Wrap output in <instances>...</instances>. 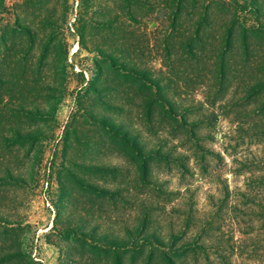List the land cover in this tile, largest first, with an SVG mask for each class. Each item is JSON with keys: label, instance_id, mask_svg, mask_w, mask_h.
<instances>
[{"label": "rangeland", "instance_id": "1", "mask_svg": "<svg viewBox=\"0 0 264 264\" xmlns=\"http://www.w3.org/2000/svg\"><path fill=\"white\" fill-rule=\"evenodd\" d=\"M0 264H264V0H0Z\"/></svg>", "mask_w": 264, "mask_h": 264}]
</instances>
